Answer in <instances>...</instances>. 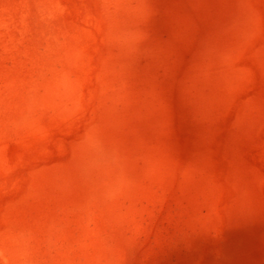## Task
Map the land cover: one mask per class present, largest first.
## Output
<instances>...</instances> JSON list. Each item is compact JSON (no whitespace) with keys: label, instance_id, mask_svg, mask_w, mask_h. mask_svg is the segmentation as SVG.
I'll use <instances>...</instances> for the list:
<instances>
[{"label":"rangeland","instance_id":"1","mask_svg":"<svg viewBox=\"0 0 264 264\" xmlns=\"http://www.w3.org/2000/svg\"><path fill=\"white\" fill-rule=\"evenodd\" d=\"M0 264H264V0H0Z\"/></svg>","mask_w":264,"mask_h":264}]
</instances>
